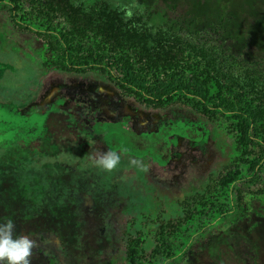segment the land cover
Segmentation results:
<instances>
[{"label":"trees","instance_id":"1","mask_svg":"<svg viewBox=\"0 0 264 264\" xmlns=\"http://www.w3.org/2000/svg\"><path fill=\"white\" fill-rule=\"evenodd\" d=\"M163 2L0 0V23L39 46V65L101 75L125 113L178 106L210 129L198 186L168 199L0 152V223L36 242L31 264H264V0Z\"/></svg>","mask_w":264,"mask_h":264},{"label":"rangeland","instance_id":"2","mask_svg":"<svg viewBox=\"0 0 264 264\" xmlns=\"http://www.w3.org/2000/svg\"><path fill=\"white\" fill-rule=\"evenodd\" d=\"M135 1L154 5L156 0ZM218 1L232 12L244 10L245 5H250V10L251 6L256 8L254 0ZM154 9L159 7L154 5ZM257 19L263 23L264 10ZM28 46L0 23V152L13 151L25 161L28 157L30 161L49 160L63 168L69 163L81 164L103 172L92 157L114 150L121 154V160L108 173L125 191L149 192L151 186L161 192L160 186L171 181L180 189L198 186L195 162L207 157L210 135L203 119L178 106L152 111L148 117L138 115V109L120 111L114 93L103 99L104 77L92 73L74 79L72 74L55 70L53 59L39 65V46L34 45L33 50ZM48 82H53L51 88ZM78 82L84 83L82 87ZM103 116L108 119H101ZM91 122L95 123L88 126ZM187 151L189 157L185 158ZM171 158L174 163L169 165ZM132 160H139L142 166H133Z\"/></svg>","mask_w":264,"mask_h":264},{"label":"clouds","instance_id":"3","mask_svg":"<svg viewBox=\"0 0 264 264\" xmlns=\"http://www.w3.org/2000/svg\"><path fill=\"white\" fill-rule=\"evenodd\" d=\"M92 159L97 168L111 172L117 168L121 154L114 150L96 153ZM133 166H142L139 160H132ZM15 224L9 219L0 223V264H31L36 242L27 235L14 236Z\"/></svg>","mask_w":264,"mask_h":264},{"label":"flooded vegetation","instance_id":"4","mask_svg":"<svg viewBox=\"0 0 264 264\" xmlns=\"http://www.w3.org/2000/svg\"><path fill=\"white\" fill-rule=\"evenodd\" d=\"M94 123L95 122H91V123H89L87 125L90 126V125H93ZM183 157H185V158L189 157V151H187L186 154H184ZM187 161H189V159L188 160L185 159V162H187ZM181 162H182V158H181V161H179V163L181 164ZM172 163H174V161L171 158L169 165L172 164ZM178 167H180V165ZM179 169H182V168L180 167ZM186 170H187L186 172H189V168L186 169ZM182 172L183 171L181 170L178 174H174L172 176V178L175 179V177L178 176L179 174H181ZM160 190H161L162 193H164L163 197L166 198V199L170 198L171 196H179L180 194H182V196H183V193L189 191L187 189H180V186L175 184L174 181H171V183L167 184V185H161L160 186Z\"/></svg>","mask_w":264,"mask_h":264}]
</instances>
